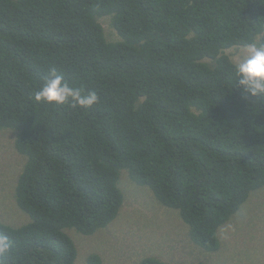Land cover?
Segmentation results:
<instances>
[{
  "label": "trees",
  "instance_id": "obj_1",
  "mask_svg": "<svg viewBox=\"0 0 264 264\" xmlns=\"http://www.w3.org/2000/svg\"><path fill=\"white\" fill-rule=\"evenodd\" d=\"M252 42L264 0H0V130L26 157L13 199L29 217L0 223L6 264H74L68 230L116 218L122 169L218 251V229L264 187V97H244L226 53ZM52 68L98 102H36Z\"/></svg>",
  "mask_w": 264,
  "mask_h": 264
},
{
  "label": "rangeland",
  "instance_id": "obj_2",
  "mask_svg": "<svg viewBox=\"0 0 264 264\" xmlns=\"http://www.w3.org/2000/svg\"><path fill=\"white\" fill-rule=\"evenodd\" d=\"M101 23L106 38L116 40L108 19ZM242 49L226 51L234 64ZM7 131L0 130V223L19 227L29 222L13 199L26 157L16 151ZM117 186L122 207L106 228L90 236L68 230L76 248L74 264H88L92 254L99 256L100 264H138L147 257L172 264H264V187L250 193L218 229L219 250L209 253L191 241L178 212L161 206L151 190L136 184L127 170L119 171Z\"/></svg>",
  "mask_w": 264,
  "mask_h": 264
},
{
  "label": "clouds",
  "instance_id": "obj_3",
  "mask_svg": "<svg viewBox=\"0 0 264 264\" xmlns=\"http://www.w3.org/2000/svg\"><path fill=\"white\" fill-rule=\"evenodd\" d=\"M233 73L246 99L264 97V43L244 45L233 65ZM34 99L50 105L90 108L98 102L99 96L95 91L85 92L80 87L72 86L52 68L34 93ZM11 248L9 236L0 233V264H6L3 258L10 254Z\"/></svg>",
  "mask_w": 264,
  "mask_h": 264
}]
</instances>
